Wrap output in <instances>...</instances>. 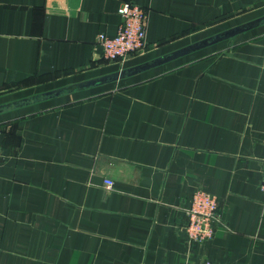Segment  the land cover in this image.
Returning <instances> with one entry per match:
<instances>
[{
    "label": "crops",
    "instance_id": "crops-1",
    "mask_svg": "<svg viewBox=\"0 0 264 264\" xmlns=\"http://www.w3.org/2000/svg\"><path fill=\"white\" fill-rule=\"evenodd\" d=\"M124 2L149 47L110 62L97 38ZM262 18L264 0H0V264H264V20L174 56ZM198 189L223 220L204 243Z\"/></svg>",
    "mask_w": 264,
    "mask_h": 264
},
{
    "label": "built area",
    "instance_id": "built-area-1",
    "mask_svg": "<svg viewBox=\"0 0 264 264\" xmlns=\"http://www.w3.org/2000/svg\"><path fill=\"white\" fill-rule=\"evenodd\" d=\"M122 18L118 33L108 36L105 33L98 35L97 44L102 50L103 58L110 62H120L145 52L149 43L148 11L132 2H124L118 11ZM112 189L114 182H105ZM261 189L264 192V171ZM187 225L185 231L188 242L204 243L213 239L218 227L223 223L220 214L219 199L205 190H196L189 200L186 209ZM201 264H216L211 261Z\"/></svg>",
    "mask_w": 264,
    "mask_h": 264
},
{
    "label": "water",
    "instance_id": "water-1",
    "mask_svg": "<svg viewBox=\"0 0 264 264\" xmlns=\"http://www.w3.org/2000/svg\"><path fill=\"white\" fill-rule=\"evenodd\" d=\"M263 20H264V18H262V19H258V20L254 21V22H251V23H249V24H247V25H245V26H242V27L235 28V29H232V30H230V31H227V32H225V33H223V34H221V35L215 37L214 39H211V40H209V41H205V42L201 43L200 45H196V46H193V47L187 48V49H185L184 51H182V52H180V53H177V54L174 55V56L182 55V53L189 52V51H191V50L201 48V47L204 46V45H210V44L216 43V42L221 41V40H224V39L232 38V37H234L235 35H237V34H239V33H241V32H244V31L247 30V29H251V28H253L254 26H256V25H258L259 23H261ZM170 58H171V57H170ZM125 74H127L126 71L123 72V73H121V74H120V73H116V74H114V75H110V76H107V77H103V78H101V79H96V80L88 81V82H86V83H84V84H80L79 86H81V87H87V86H90V85H92V84H96V83H100V82H102V81H105V80H107V79H111V78H113V79H117L120 75H125ZM60 92H61V90H57V91H55L54 93L58 94V93H60ZM49 94L52 95L53 93L51 92V93H49Z\"/></svg>",
    "mask_w": 264,
    "mask_h": 264
},
{
    "label": "trees",
    "instance_id": "trees-1",
    "mask_svg": "<svg viewBox=\"0 0 264 264\" xmlns=\"http://www.w3.org/2000/svg\"><path fill=\"white\" fill-rule=\"evenodd\" d=\"M32 100H33V99H32ZM29 101H31V100L29 99V100L23 101V102H21L20 104L28 103ZM0 109H1V108H0Z\"/></svg>",
    "mask_w": 264,
    "mask_h": 264
},
{
    "label": "rangeland",
    "instance_id": "rangeland-1",
    "mask_svg": "<svg viewBox=\"0 0 264 264\" xmlns=\"http://www.w3.org/2000/svg\"><path fill=\"white\" fill-rule=\"evenodd\" d=\"M0 94L4 95V93H0Z\"/></svg>",
    "mask_w": 264,
    "mask_h": 264
}]
</instances>
